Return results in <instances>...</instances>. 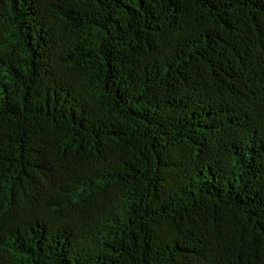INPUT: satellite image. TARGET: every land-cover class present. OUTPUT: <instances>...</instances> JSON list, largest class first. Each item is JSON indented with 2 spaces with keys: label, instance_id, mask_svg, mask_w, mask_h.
<instances>
[{
  "label": "trees",
  "instance_id": "trees-1",
  "mask_svg": "<svg viewBox=\"0 0 264 264\" xmlns=\"http://www.w3.org/2000/svg\"><path fill=\"white\" fill-rule=\"evenodd\" d=\"M0 264H264V0H0Z\"/></svg>",
  "mask_w": 264,
  "mask_h": 264
}]
</instances>
